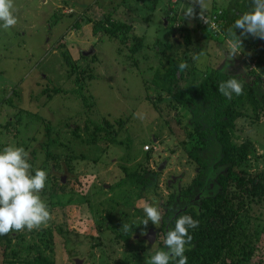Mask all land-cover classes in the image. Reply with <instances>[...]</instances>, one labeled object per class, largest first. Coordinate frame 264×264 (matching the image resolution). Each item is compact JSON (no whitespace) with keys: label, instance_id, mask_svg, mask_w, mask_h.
Wrapping results in <instances>:
<instances>
[{"label":"rangeland","instance_id":"obj_1","mask_svg":"<svg viewBox=\"0 0 264 264\" xmlns=\"http://www.w3.org/2000/svg\"><path fill=\"white\" fill-rule=\"evenodd\" d=\"M205 3L208 8L224 6L241 14L247 7V0ZM14 4L16 25L8 30L0 27V148L23 147L29 153L32 174L38 168L46 171L45 189L57 193L52 198L42 194L43 190L40 193L52 217L46 226L31 232L25 229L19 232L20 238L14 234L8 249L0 242V264L32 262L38 246L56 264H76L75 260L81 264H145L151 247L157 242V248L163 249V243L158 237L152 245L143 240L144 233L158 228L151 222L142 225L143 203L156 204L161 215H173L185 206L180 195L196 198L190 192L181 193L200 172L182 145L188 118L175 122L183 109L169 106L172 99L162 90L161 81L169 60L186 51L177 48L162 55L172 31L183 23L190 0H14ZM71 10L74 13L69 15ZM108 13H113L115 22L133 25L132 35L143 38L142 51L132 54L130 45L94 34V21ZM194 20L196 13L187 19L189 27ZM173 35L181 40L177 32ZM197 41L199 59H193L196 50L188 51L197 68L219 69L229 57L227 43L223 50L216 41ZM157 51L162 57L156 56ZM249 53L255 61L249 62ZM231 59L239 72L244 65H249L246 70L257 71L253 79L263 75L256 61L264 62V54L250 42L249 48L244 52L239 48ZM261 78L264 88V75ZM160 93L162 99L156 98L153 106L147 98ZM137 112L143 119L134 116ZM105 121L114 125L115 141L94 143V124ZM246 141L253 149L247 170L264 172V108L258 116L249 109L248 117L237 121L233 142L239 146ZM148 145L156 147L151 161L145 154ZM149 162L159 177L151 178L153 188L145 189L142 185L147 179L136 180L133 172ZM172 197L174 201L166 204ZM192 202L187 205H195ZM65 203L69 204L63 207ZM247 212L262 230L264 198L248 204ZM64 223L67 232L61 234L58 230ZM124 223L131 226L128 232L122 231ZM50 228L52 239L48 232L40 234ZM126 236L127 244L122 239ZM47 240L48 246L41 243ZM259 251L264 257V236Z\"/></svg>","mask_w":264,"mask_h":264},{"label":"trees","instance_id":"obj_2","mask_svg":"<svg viewBox=\"0 0 264 264\" xmlns=\"http://www.w3.org/2000/svg\"><path fill=\"white\" fill-rule=\"evenodd\" d=\"M251 10L252 0H247V7L244 12ZM72 13H74L73 10L69 12V15ZM199 14L200 9L196 11V22L194 20V25L190 27L183 15V23L172 31L171 40L168 41L162 55L172 54L177 48H185L186 51L169 60L166 68L163 69L161 80L164 87L162 90L172 99L169 106L177 110L180 109V111L183 109V112H177L174 117L175 122L178 123L183 117L188 118L187 126L183 127L186 137L182 145L187 148L189 157L197 163L200 172L193 184L183 189L181 193L183 195L186 194L185 192H190L196 198H187V196L183 197L179 194V201L185 203L184 208L177 209L173 215L164 212L165 215H162L160 226L152 229L155 231L156 239L158 237L162 245L167 231L174 227L175 219L180 215L187 214L200 222L198 228L189 229V235L193 239L191 245H186L185 255L188 264H264V257H261L259 251V245L264 236V228L259 230L260 225H257L247 212L248 204L257 203L264 198V172L252 174L246 168L249 156L253 152L249 141L239 146L233 142L237 121L245 116L248 117L249 109L258 116L264 108V88L260 82L264 75V62H261V59L256 61L257 66L263 68V75L261 73L255 79L251 75L256 74L257 71L254 69L246 70L249 69V65L248 67L244 65L242 67L244 69L240 68L242 71L239 72L234 66L232 57L225 59L219 69L204 70L197 68L192 57L188 54V51H197L200 48L198 46L200 42L197 39L206 38L208 41H216L225 50V44L229 38L227 30L242 15L235 9H226L224 6L216 7L214 5L208 8L205 13L209 19H216L218 28L212 29L199 19ZM112 15L113 13H108L103 15L104 19L93 20L94 34H105L110 40L118 42L119 45H130L129 49L132 54L142 51L144 48L143 38L132 35L133 25L115 22ZM80 26L78 25V27ZM175 32L181 35L180 41H176L174 38L173 33ZM236 34L240 36V30L237 29ZM131 40L133 41L132 44L129 43ZM249 42L253 44L259 54H264V39H258L251 35L246 39L242 37V46L240 47L242 52L249 48ZM158 52L156 53L157 57L160 56ZM198 53L197 51L196 55ZM247 57L249 62L250 60L255 61V57L251 53ZM182 61L187 62L188 68L180 73L178 65ZM246 75H249V80ZM232 77L242 83L243 94L239 96L233 94L232 99L227 100L217 89L221 81H226ZM156 98L162 99L161 93L157 97H148L147 100L156 106L154 104ZM167 123L171 126L172 120H168ZM8 124L11 123L8 122ZM119 124L123 125V122ZM113 127L114 125L109 121L94 124L92 135L94 143L100 139L114 142V134L111 131ZM171 131L175 134L173 127ZM47 136H50L49 127H47ZM45 148L48 149V144ZM150 148V151H145L147 161L153 160V152L156 149L153 145H150ZM0 151H2L1 148ZM51 156L48 154V157ZM140 172L144 174L140 175ZM133 177L136 180L146 178L148 182H143L142 187L150 189L154 185V183L151 184V178L159 177V173L156 169L150 168L149 162L145 167L142 168L141 166L134 171ZM48 192L49 189H44L42 194L45 196L48 194L49 198H52L57 193L49 194ZM174 199L175 197H172L166 204L170 205ZM192 201L195 205L188 206L187 204ZM68 204L65 203L63 207ZM168 215H171L169 221L167 220ZM65 223L58 230L61 234L67 232L64 227ZM45 232H48L47 236L52 239L53 229L44 230L40 234ZM14 234L17 238L23 236L21 233L0 236V242H4L7 249L11 247ZM122 239L125 244L129 241L127 236L122 237ZM41 243L49 245L50 240ZM28 249L33 250V247L30 246ZM36 250L37 258L32 262L23 261L24 264H56L53 259L42 254L40 246L36 247ZM12 255L16 258L17 253L12 251ZM12 263L17 264V260L12 261Z\"/></svg>","mask_w":264,"mask_h":264},{"label":"clouds","instance_id":"obj_3","mask_svg":"<svg viewBox=\"0 0 264 264\" xmlns=\"http://www.w3.org/2000/svg\"><path fill=\"white\" fill-rule=\"evenodd\" d=\"M196 5L200 7L199 19L215 29L216 24L210 22L205 15L208 10L205 0H190V6H185L183 11L184 18H195ZM14 12V0H0V27L4 30L16 25L17 18ZM237 29L241 32L240 36L236 34ZM227 35L229 58L238 54L242 46V37L247 38L251 35L264 39V0H252V10L240 15L227 30ZM193 59L198 60L199 55H193ZM187 68L188 64L185 61L178 65L180 73ZM217 90L227 100H231L233 94L237 96L243 94V85L232 77L221 81ZM134 116L143 119L139 112ZM28 157L29 153L23 147L14 145H9L0 151V236L19 233L25 229L29 232L38 230L46 226L52 218L48 205L40 195L46 187L47 173L38 168L33 175ZM142 210L144 213L142 225L147 227L151 222L159 227L162 220L159 207L156 204L144 202ZM199 223L190 215L178 216L174 227L169 229L164 237V248L158 249L156 242L146 253L145 264H188L185 255L186 245H191L193 239L189 235V229L198 228ZM130 227L129 224L124 223L122 231L128 232Z\"/></svg>","mask_w":264,"mask_h":264},{"label":"water","instance_id":"obj_4","mask_svg":"<svg viewBox=\"0 0 264 264\" xmlns=\"http://www.w3.org/2000/svg\"><path fill=\"white\" fill-rule=\"evenodd\" d=\"M90 53H85L84 55H89ZM161 169V167H160ZM64 181V180H63ZM145 239L152 245L155 243L156 234L153 229L149 230V234L145 236ZM79 264V263H78Z\"/></svg>","mask_w":264,"mask_h":264},{"label":"built area","instance_id":"obj_5","mask_svg":"<svg viewBox=\"0 0 264 264\" xmlns=\"http://www.w3.org/2000/svg\"><path fill=\"white\" fill-rule=\"evenodd\" d=\"M209 20H210V22H213V23L216 24V22H215L216 19H215V18H213L212 20H211V19H209ZM204 24H205V23H204ZM206 25H208V24H206ZM209 27H210V25H209ZM216 28H218V27H217V24H216ZM216 28H215V29H216ZM149 148H150V146H146V149H145V150L149 151Z\"/></svg>","mask_w":264,"mask_h":264},{"label":"flooded vegetation","instance_id":"obj_6","mask_svg":"<svg viewBox=\"0 0 264 264\" xmlns=\"http://www.w3.org/2000/svg\"><path fill=\"white\" fill-rule=\"evenodd\" d=\"M149 230H151V229H149ZM149 230H148V233H147L146 235L143 236V240H144V241H147V240L145 239V236H147V235L149 234ZM147 243L150 244L148 241H147ZM150 245H151V244H150ZM75 263H76V264H78V263L81 264V261H79V260L76 261V260H75Z\"/></svg>","mask_w":264,"mask_h":264}]
</instances>
